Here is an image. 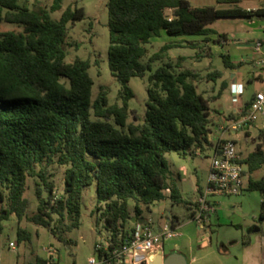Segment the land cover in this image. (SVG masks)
Returning <instances> with one entry per match:
<instances>
[{
    "label": "trees",
    "instance_id": "obj_1",
    "mask_svg": "<svg viewBox=\"0 0 264 264\" xmlns=\"http://www.w3.org/2000/svg\"><path fill=\"white\" fill-rule=\"evenodd\" d=\"M223 1L234 5L108 0L107 66L120 84L117 101L110 104L103 88L92 100L87 59L66 61L68 27L82 19V7L67 6L54 19L50 14L60 9L62 0L36 8L18 0H0V25L20 28L0 30V233L3 222L13 215L18 241L30 242L29 231L20 225L23 219L46 228L59 242L71 241L64 234L78 227L82 189L92 183L95 210L104 221L110 245L128 240L138 219L143 220L140 225L146 223L143 213L166 197L187 209L194 205L182 197L164 155L201 148L207 142L210 100L196 90L195 83L215 82L222 72L187 66L185 56L172 58L168 52L199 46L200 52L194 53L198 58L205 43L212 41L206 38L214 33L208 24L218 18L264 16V0L250 11L239 7L238 0ZM162 32L169 37H205L200 43L168 41L148 55L146 44ZM220 57L225 68L236 66L226 55ZM147 71L144 114L138 122H127L133 96L127 83ZM259 137L264 142V130ZM52 163L65 166L57 192L49 180ZM240 163L249 173L260 169L264 148L257 145ZM28 179L35 181L37 204L32 214L24 197ZM247 181L248 189L264 193V177ZM168 219L175 224L177 218ZM35 264H58V260L35 255Z\"/></svg>",
    "mask_w": 264,
    "mask_h": 264
},
{
    "label": "rangeland",
    "instance_id": "obj_2",
    "mask_svg": "<svg viewBox=\"0 0 264 264\" xmlns=\"http://www.w3.org/2000/svg\"><path fill=\"white\" fill-rule=\"evenodd\" d=\"M18 1L20 3L25 2L29 8H36L38 6L48 7L51 3V0ZM107 2L108 0H62L60 9L52 12L50 15L52 18L58 19L61 12L67 6L73 7L76 5L82 7L84 13L82 19L74 21L68 27L66 44L64 46L66 50V61L71 62L75 58L87 59L91 64L89 73L93 79L91 88L92 100L96 97L101 88H103L107 93L108 102L112 104L117 101L116 95L120 89V84L115 77L110 74L107 66ZM232 19L233 18H218L214 24L210 23L208 25L211 29L221 34L229 30ZM8 29L19 30L20 28L7 23L0 25V30L3 31ZM166 38L165 35L163 37L153 38L149 44H146L148 55L165 43ZM170 52L173 55L172 58L178 55L185 56L186 59L184 63L187 66L193 67L192 63L195 60L194 53L200 52V50L173 48ZM95 60L98 62L97 65L94 64ZM212 65L215 69H221V58L218 56L213 57ZM156 66L157 64H154L152 69ZM148 75L149 72L147 71L142 77H131L127 83L133 93L132 98L128 101L130 114L127 118V122H138L144 114ZM195 84L198 92L202 93L204 97L211 99L210 95H212V90L210 87H212L213 82L200 79ZM252 91V86L249 85L248 91L242 96V99H249ZM263 120V116H258L255 122H262ZM234 139L239 150V155L244 158L256 148L259 142V132L254 127H250L247 134L240 131L234 136ZM201 147L202 151L199 156L193 154L196 148L194 146L184 152L179 153L177 151H170L164 155L169 170L175 177L177 186L183 192L185 198L193 197V178L198 179L200 184H204L206 179L208 163L211 160L213 151L211 145L205 144V142L201 144ZM64 168L65 166H60L56 163H52L49 166V172L51 174L49 180L53 183L55 192L62 187ZM242 168L244 171V183L247 182L249 177H256L258 172L264 175V164L262 165V170L255 171L252 174L247 171L245 164H242ZM34 183V180L28 179L24 191V197L28 199L30 203L28 214H32L36 210L37 199L34 195ZM254 192L248 191V194H255L258 196L259 192ZM43 195H45V193ZM217 198H224L226 200V202L219 205L221 218L229 219L232 215V211H240L239 208L234 205L233 201L229 199L231 197ZM249 202L251 201L249 200ZM96 205L95 184L92 183L82 189L79 225L64 234L66 239L71 240L67 243L57 241L46 228L36 226L25 219L20 221V225L30 232V242L18 241L16 236L17 220L11 216L2 224L3 227L0 233V264H35V253L43 257L45 255L44 250L50 248V245L55 246V251L51 249L53 250V254L50 256H56L57 253L58 264H87L90 257L97 256L94 247L95 243L103 242L107 237L104 221L99 217L100 212L95 210ZM128 209H132L131 201L128 203ZM259 211H264L262 206H260ZM143 216L148 218L150 220V225L155 228L161 225L164 219L175 216L180 225L188 224L187 230H190L191 235L197 232L196 224L189 221V210L181 204H171L167 197L155 203L149 212L146 211L143 213ZM257 219H259L258 214H256V220ZM211 221L212 226L215 228L216 218L214 215L211 216ZM261 221L260 225L264 228V220ZM245 223L251 224L256 222H252L251 216H248ZM36 228L37 230L35 232ZM177 231H182L181 227L177 228ZM183 239L184 238L180 239L178 237H173L171 242ZM9 242L14 243L13 248L9 246Z\"/></svg>",
    "mask_w": 264,
    "mask_h": 264
},
{
    "label": "crops",
    "instance_id": "obj_3",
    "mask_svg": "<svg viewBox=\"0 0 264 264\" xmlns=\"http://www.w3.org/2000/svg\"><path fill=\"white\" fill-rule=\"evenodd\" d=\"M187 1L193 7L214 6L217 8H227L234 5V3L223 0ZM236 4L242 9L249 11L261 7L263 0H238ZM232 18V24L229 26L228 31L220 34L213 30L214 33L206 35V38H210L212 41L205 43L201 51L202 54L200 57L195 58L192 63V66L197 69H215L212 65L213 57H220V55L223 54L227 56L230 63L236 65L235 67L225 68L222 63V68L217 69L222 72V77L213 82L212 87H210L212 90V95H210L211 99H209V117L211 118V123L207 133V142H205V144L211 145L213 153L216 150L217 141L220 136L224 139L235 141L234 136L238 132L243 131L247 134L250 127H254L258 132L264 130V120L262 122L251 123L242 130H234L229 126L230 120L237 119L242 114L244 106L246 104L248 106L253 94L257 91L264 90V16ZM214 23L215 21L212 24ZM207 26L209 27V25ZM164 35L167 37L166 42L186 39L196 40L200 43L205 37H169L163 32L159 37H163ZM257 44H259L258 49H256ZM168 53L170 57H173L170 50ZM236 84H240L241 93L236 100H233V91L236 88ZM222 85L224 88L220 91ZM249 85L252 86L253 91L249 99H242V96L248 91ZM218 91L220 92L219 94ZM221 127H225V129L222 130ZM257 145L264 148V142L260 137ZM201 151L202 147H196L193 154L199 156ZM240 158L243 159L241 156ZM260 170H262V167L256 171ZM253 172H251V174ZM263 177L264 175L258 172L256 177H252V179L258 180ZM193 181V197L185 198L183 192L178 187L183 198L194 200L206 183V179L204 184H200L196 178H193ZM247 183L248 181L244 183L243 190L239 195L230 196L231 198L228 197L240 210L232 211V215L229 219L221 218L219 213V205L226 202L224 198H214L212 200L214 211L208 215L207 220L204 221L203 224H198L191 219L190 214L192 213L193 206L191 205L188 209L189 221L196 224L197 232L195 234L191 235L190 230H187L188 224L180 225L178 219H176L173 226L176 228L181 227L182 231H179V234L173 237H178L180 239L184 238L183 240L171 242L173 238L171 237L161 244H158L151 251L145 252L144 254L140 253L134 261L130 259L128 264H162L163 259L173 253L183 255L186 264H264V228L260 225L262 222L261 220H264V211H259L260 206L264 209V193L259 190L248 189ZM248 191H257L259 194L258 196L255 194L249 195ZM249 200L251 202H249ZM152 206H150L149 211ZM256 214H258L259 218L257 220ZM212 215L216 218L215 228L212 226ZM248 216H251L252 222L256 223H245ZM12 217L14 216L12 215ZM144 218L148 219L146 217ZM140 223L137 222L134 229L138 227ZM159 226L160 225L156 228ZM36 230L37 228L35 232ZM50 249H54L55 251V246L50 245ZM52 251L53 250L46 252V250H44L45 255L40 257L47 258L53 254ZM35 255L39 256L36 253ZM52 257L58 260L57 253L56 256Z\"/></svg>",
    "mask_w": 264,
    "mask_h": 264
},
{
    "label": "built area",
    "instance_id": "obj_4",
    "mask_svg": "<svg viewBox=\"0 0 264 264\" xmlns=\"http://www.w3.org/2000/svg\"><path fill=\"white\" fill-rule=\"evenodd\" d=\"M250 11V10H249ZM259 44L256 45V49ZM241 93L240 84H236L233 91V100ZM258 116L264 117V90L257 91L251 97L246 111L237 119L230 120L229 126L234 130H242L245 126L254 123ZM222 130L225 127H221ZM223 133V132H221ZM240 155L234 140L218 138L216 150L208 164L206 183L197 197L191 202V219L203 224L210 213L214 211L212 200L217 197H230L239 195L244 186V171L240 163ZM146 219L144 225H138L130 238L120 244L110 245L107 238L103 242L95 243L96 257L88 259V264H128L140 254L151 251L160 242L179 234L169 219H164L158 227H152ZM14 247L13 242H9ZM51 249H47L49 252Z\"/></svg>",
    "mask_w": 264,
    "mask_h": 264
},
{
    "label": "water",
    "instance_id": "obj_5",
    "mask_svg": "<svg viewBox=\"0 0 264 264\" xmlns=\"http://www.w3.org/2000/svg\"><path fill=\"white\" fill-rule=\"evenodd\" d=\"M249 16H246L248 18ZM131 221H134V218L131 219ZM138 222H143L142 219H138ZM148 260V258H147ZM162 264H186V260L183 255L178 253H173L167 257H165L162 261Z\"/></svg>",
    "mask_w": 264,
    "mask_h": 264
}]
</instances>
